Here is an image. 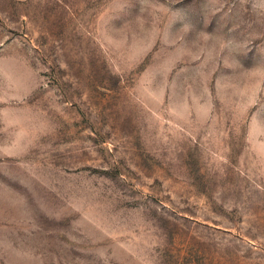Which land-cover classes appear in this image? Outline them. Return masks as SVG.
<instances>
[{"label":"rangeland","instance_id":"374dc122","mask_svg":"<svg viewBox=\"0 0 264 264\" xmlns=\"http://www.w3.org/2000/svg\"><path fill=\"white\" fill-rule=\"evenodd\" d=\"M0 264H264V0H0Z\"/></svg>","mask_w":264,"mask_h":264}]
</instances>
